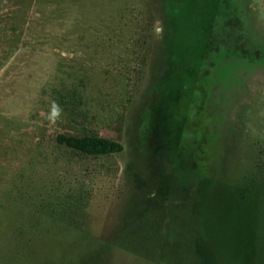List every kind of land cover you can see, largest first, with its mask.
Returning <instances> with one entry per match:
<instances>
[{
    "label": "rangeland",
    "instance_id": "374dc122",
    "mask_svg": "<svg viewBox=\"0 0 264 264\" xmlns=\"http://www.w3.org/2000/svg\"><path fill=\"white\" fill-rule=\"evenodd\" d=\"M0 264H264V0H0Z\"/></svg>",
    "mask_w": 264,
    "mask_h": 264
},
{
    "label": "trees",
    "instance_id": "16d2710c",
    "mask_svg": "<svg viewBox=\"0 0 264 264\" xmlns=\"http://www.w3.org/2000/svg\"><path fill=\"white\" fill-rule=\"evenodd\" d=\"M57 140L60 144L87 155H110L123 151L121 143L98 136L74 137L59 135Z\"/></svg>",
    "mask_w": 264,
    "mask_h": 264
}]
</instances>
